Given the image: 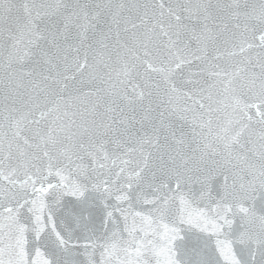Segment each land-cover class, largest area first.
I'll return each instance as SVG.
<instances>
[{
    "label": "snow or ice",
    "instance_id": "1",
    "mask_svg": "<svg viewBox=\"0 0 264 264\" xmlns=\"http://www.w3.org/2000/svg\"><path fill=\"white\" fill-rule=\"evenodd\" d=\"M0 264H264V0H0Z\"/></svg>",
    "mask_w": 264,
    "mask_h": 264
}]
</instances>
